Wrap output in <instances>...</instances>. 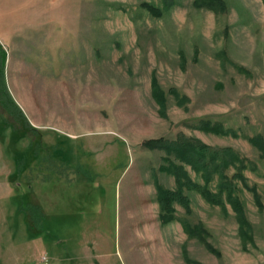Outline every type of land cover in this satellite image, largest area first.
<instances>
[{
  "label": "rangeland",
  "instance_id": "1",
  "mask_svg": "<svg viewBox=\"0 0 264 264\" xmlns=\"http://www.w3.org/2000/svg\"><path fill=\"white\" fill-rule=\"evenodd\" d=\"M194 1L0 0V89L38 129L0 114V264H264V158L249 140L264 136V0ZM179 136L247 159L261 204L235 183L250 234L189 186L191 211L161 221L170 162L204 183L166 160Z\"/></svg>",
  "mask_w": 264,
  "mask_h": 264
},
{
  "label": "trees",
  "instance_id": "2",
  "mask_svg": "<svg viewBox=\"0 0 264 264\" xmlns=\"http://www.w3.org/2000/svg\"><path fill=\"white\" fill-rule=\"evenodd\" d=\"M194 2L198 5H206L213 8H219L222 6V0H195ZM145 6L156 14L161 13V11L154 5L145 3ZM6 58V51H2L0 48V66L2 68L0 74L3 75ZM152 84L155 97H162L161 100H163L165 98L164 91L159 88L156 78H153ZM6 91L5 89H0L1 102L5 103L3 98H7L8 96V104L6 106L5 104H1L4 105L5 108L0 106V114L6 112L10 120L15 124H18V120L24 119L27 123L28 131L36 134L38 129L30 124L24 111L13 99L12 95ZM202 126L205 130L238 135L235 131L226 129L222 124L217 122L213 123L210 121H204ZM249 140L259 148L261 156L264 158V136L262 134H257L250 137ZM160 146L167 151L168 156L166 157V160L171 161L173 159L172 154L175 153L174 157H177L181 162L189 164L204 180L202 185L196 183L185 168V165L170 162L169 167L166 168L175 177L177 185L176 189L164 188L160 185L157 186L158 201L161 208L160 219L163 223L171 222L177 218L175 215V203H179L185 207L187 211H191V199L183 190L185 186H189L197 190L209 203L220 205L223 209L227 208V203H229L236 214L241 228L245 229V233L250 234L248 233V230L250 229L251 224L246 215V206L243 199L238 194V186L235 183L236 178L240 179L246 187L252 189L256 201L261 204L257 189L248 185L247 178L243 172L248 166L247 159L232 147H211L201 140H191L186 136H179L174 141H165ZM230 166L235 168V172L232 176L228 174ZM166 168L164 167V169ZM215 177H218V184L217 191L214 192L211 189V183ZM181 221L183 228L191 236L197 234L203 237L207 233L202 224H191L185 219H182ZM206 245L209 249L215 251L214 247L208 241L206 242Z\"/></svg>",
  "mask_w": 264,
  "mask_h": 264
}]
</instances>
